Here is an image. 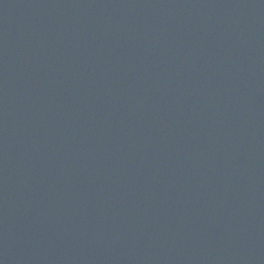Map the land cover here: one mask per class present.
Instances as JSON below:
<instances>
[{"label": "water", "instance_id": "obj_1", "mask_svg": "<svg viewBox=\"0 0 264 264\" xmlns=\"http://www.w3.org/2000/svg\"><path fill=\"white\" fill-rule=\"evenodd\" d=\"M0 264H264V0H0Z\"/></svg>", "mask_w": 264, "mask_h": 264}]
</instances>
